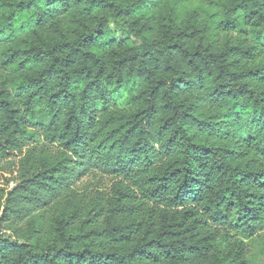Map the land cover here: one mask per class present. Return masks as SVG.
I'll return each mask as SVG.
<instances>
[{"label": "trees", "instance_id": "trees-1", "mask_svg": "<svg viewBox=\"0 0 264 264\" xmlns=\"http://www.w3.org/2000/svg\"><path fill=\"white\" fill-rule=\"evenodd\" d=\"M263 227L264 0H0V264H247Z\"/></svg>", "mask_w": 264, "mask_h": 264}, {"label": "rangeland", "instance_id": "rangeland-1", "mask_svg": "<svg viewBox=\"0 0 264 264\" xmlns=\"http://www.w3.org/2000/svg\"><path fill=\"white\" fill-rule=\"evenodd\" d=\"M127 90L124 93L116 94L117 102L119 104L124 103V99L127 96ZM41 109H38L39 115H42L40 112ZM96 178L94 176H89L83 178V181L92 182ZM233 240H240L243 241L247 248V264H264V227L261 228L255 235L253 236H245L236 231L231 232Z\"/></svg>", "mask_w": 264, "mask_h": 264}]
</instances>
